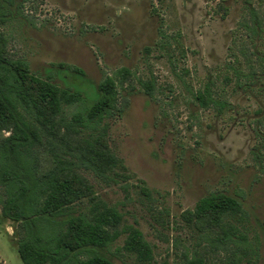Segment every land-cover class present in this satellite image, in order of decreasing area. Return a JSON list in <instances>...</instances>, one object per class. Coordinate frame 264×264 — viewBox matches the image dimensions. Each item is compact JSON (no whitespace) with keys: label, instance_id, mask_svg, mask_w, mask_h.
Here are the masks:
<instances>
[{"label":"rangeland","instance_id":"374dc122","mask_svg":"<svg viewBox=\"0 0 264 264\" xmlns=\"http://www.w3.org/2000/svg\"><path fill=\"white\" fill-rule=\"evenodd\" d=\"M251 6L263 19L264 50V0H252ZM14 9L16 17L0 24L9 58L26 61L42 78L62 63L80 68L90 87L105 76L118 85L117 109L98 132L116 159L106 173L115 174L114 181L74 169L91 186L95 202L122 215L120 235L110 247L113 262L234 264L245 247L254 251L241 264H264V95L256 85L245 86L241 79L237 86L232 74H219L224 64L243 68L246 57L254 59L238 26L248 19L243 1L25 0ZM121 69L127 72L119 76ZM213 79V89L228 96L234 121L194 103L191 93ZM65 82L79 84L71 76ZM141 83L151 85L152 97ZM73 112L62 106L61 117L69 120ZM98 133L78 136L92 140ZM8 134L0 131V138ZM35 153L40 171L49 170V154L43 148ZM70 157L65 155L75 161ZM216 192L238 199L247 215L242 221L230 218L236 235L213 248L208 238L220 230L199 232L184 217ZM89 205L84 199L75 208L86 212ZM130 228L150 245V261L123 249ZM20 233V224L0 217V264H21Z\"/></svg>","mask_w":264,"mask_h":264},{"label":"trees","instance_id":"16d2710c","mask_svg":"<svg viewBox=\"0 0 264 264\" xmlns=\"http://www.w3.org/2000/svg\"><path fill=\"white\" fill-rule=\"evenodd\" d=\"M24 1L0 0V24L15 18L18 13L14 7ZM242 1L248 19L240 20L238 26L247 34L254 59L246 57L243 68L224 64L219 74L226 78L232 74L237 86L241 81L248 87L256 85L264 95V50L259 46L263 19L251 6L252 0ZM240 51L245 54L244 47ZM53 67L46 77L36 76L26 61L6 55V40L0 33V131L9 133L0 138V217L20 224L16 250L21 264H116L110 247L120 235L122 215L114 206L95 202L91 186L74 169L83 167L114 181L115 174L106 173L112 172L116 159L98 132L117 109L118 85L105 76L90 87L80 68L62 63ZM126 72L121 69L118 75ZM50 74L65 84L59 85ZM66 76L75 77L79 84H66ZM214 80L191 93L194 103L211 109L221 119L234 121L233 106L223 91L213 89ZM141 87L152 97L151 85L141 83ZM62 106L74 107L69 120L61 117ZM81 131L98 135L88 140L79 137ZM37 148H43L51 158L52 167L43 173ZM67 154L75 161L65 158ZM84 199L90 202L86 212L75 208ZM245 214L238 199L216 192L199 199L184 218L199 232L218 228L217 235L208 238L211 247L217 248L226 246L236 235L228 220L242 221ZM122 247L139 261L152 258L150 245L137 229L127 231ZM253 251L249 248L248 253L243 247L233 263L241 264Z\"/></svg>","mask_w":264,"mask_h":264}]
</instances>
